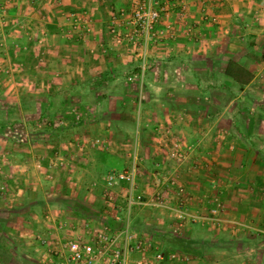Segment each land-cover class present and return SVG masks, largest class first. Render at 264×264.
Listing matches in <instances>:
<instances>
[{"label": "rangeland", "instance_id": "rangeland-1", "mask_svg": "<svg viewBox=\"0 0 264 264\" xmlns=\"http://www.w3.org/2000/svg\"><path fill=\"white\" fill-rule=\"evenodd\" d=\"M27 6L35 11L29 13L25 9L16 26L1 24L9 19L0 8V219L4 220L7 213L22 211L27 213V224L33 226L37 221L30 212L38 215L42 205L45 210L53 205V212L58 214L55 224L63 234L53 237L61 243L67 238L88 240L105 227L120 230L128 218L130 243L141 242L144 250L129 252L126 264H138L141 256L148 260L147 264H158L152 256L157 247L178 256V260L164 264H264V225L250 223L243 216L247 206L241 202V196L259 195L256 191L262 190L243 181L238 184L239 179L231 183L232 177L244 175V169L238 167V174L227 169L224 149L250 148L251 142L253 146H260V142L245 140L241 135L244 132L239 133L244 126L242 121L222 114L241 112L239 106L230 105V93L218 94L214 147L213 138L209 142L199 139L200 131L192 130L198 121L174 116L160 119L162 113L177 106L155 105V119L145 114L150 112L145 105L149 95L145 82L157 81L158 86L171 82L168 75L145 73V61L156 66L162 61L142 57V52L155 41L116 43L108 31L110 19L109 41L104 47L98 49L94 45L84 58L68 57L69 45L50 39L52 25L38 26L42 12L36 13L37 4ZM121 21L116 33L123 38L129 27L125 19ZM121 24L123 31L118 29ZM36 27L46 33L43 43L26 37H34ZM32 30L33 34L28 35ZM115 47L126 49L124 56H116ZM133 48H139L140 53L135 58L127 57V50ZM259 53V59L264 60V45ZM58 64L62 68L77 66V70L81 65L86 73L74 72L73 78H63L67 73L58 75ZM48 67L55 70L53 77L44 71L41 75L34 72ZM132 70L136 72L132 74ZM36 79H51L52 87L35 89ZM151 92L156 95L160 90ZM188 107L182 111H195ZM261 126L258 138L264 148L263 123ZM203 143L216 149V179L211 183H190L199 173L201 177L202 173L209 175L208 167L202 173L196 172L195 158L207 148ZM132 162L136 187L145 204L135 205L127 216L126 184L118 181L108 185L106 176L128 171ZM157 197L163 206L155 205ZM232 205L237 207L234 214L230 213ZM67 211L74 216L65 215ZM29 235L27 238L34 240L31 231ZM6 236V243L0 244V264H37L36 251L22 249L21 246L30 245L16 240L23 237L10 233ZM174 236L180 238L176 240ZM54 249H44V254H40L52 258L44 264H73L56 256Z\"/></svg>", "mask_w": 264, "mask_h": 264}, {"label": "crops", "instance_id": "crops-1", "mask_svg": "<svg viewBox=\"0 0 264 264\" xmlns=\"http://www.w3.org/2000/svg\"><path fill=\"white\" fill-rule=\"evenodd\" d=\"M131 1L2 0L3 6L0 8L5 10L9 21L1 24L8 26L12 23L13 26H16V22L20 23V17H23V14L26 13L25 9H28L29 13L35 11V8H30L27 4H37L36 13L42 12L41 21L37 22L38 26L52 25L54 32L49 35L50 39L55 40L56 38L60 42L67 43V46L69 45L67 47L69 54L66 56L84 58L86 52H92L94 45L101 49V46L104 47V44L109 41L107 34L109 20L113 16H118L120 12L127 10ZM185 1L188 8L187 14L184 18L176 20L171 37L161 39L159 43H156L157 41L151 42L142 52L143 58L153 59L156 57L162 60L159 62V66L153 65L150 60L145 61V73L168 75L171 81L165 84L160 83L161 86H158L157 81L154 83L145 82V90L149 93L145 97V105L150 108L148 110L150 111L149 114H145L150 119H155L158 115L152 109L155 105L177 106L171 111L168 110L162 113L159 116L160 119L164 120L167 117L174 116L184 121H198V124H195L192 130H199L200 135H202L199 139L205 141L208 139L209 142L211 138L213 140L215 138L218 94L230 93L232 97L229 101L230 105L239 106L241 112L239 114L237 110H232L226 113L222 112V114L234 121L240 119L244 126L241 131L239 129V133L243 131L244 134L241 135L245 137V140H253L255 143L260 142V146H253L251 142L249 144L250 148H224L225 153H227L225 163L227 169L229 168L235 174L239 172L238 167L244 169V172H242L244 175L232 177L231 183L239 179L238 184L243 181V183L250 184L255 189L262 190L261 192L256 191V194L259 195L252 196V193H248V195L241 196L242 201L239 200L242 203L244 202L248 209L243 216L250 219V223L253 225H264V193H262L264 191V148H262L263 146L258 138L261 135L262 123L264 127V113L262 114V109H264V60L259 59V50L264 45V0ZM46 11L52 14L46 15ZM171 16H174V14ZM121 22L123 23V20ZM30 25L33 26V23ZM36 28L38 30L35 32L34 37H26L32 38L36 43H43L46 39V33L43 32V28ZM118 29L123 31L124 26L121 24ZM16 31L14 30L13 33ZM30 34H33V30L28 33V35ZM26 37L23 36L21 39H27ZM41 45L39 44V46ZM114 49L117 51H115L116 56H124L123 52L126 49L118 47ZM101 51L104 52L103 49ZM127 51L130 53L127 57L132 58L137 57L140 53L139 48ZM112 52L114 53V51ZM229 60H234L240 64L251 75L250 81L241 90L223 74L224 66ZM57 67H59L56 69L59 71L56 72L58 75L67 73L63 78L69 77V75L73 78L74 72L77 75L86 73L81 65L78 70L77 66L75 68L70 66L62 68L58 64ZM18 69L19 71L24 70V68ZM46 69L41 68L40 70H34V72L36 71L41 75V72L44 71L48 73V77H50L49 74L53 77L52 74L55 73V70L50 67ZM135 72V70H132V74ZM34 87L35 89H39V87L51 88L52 80L41 81L36 79ZM151 90H160V93L153 95ZM188 106L193 107L195 111L183 112L182 109ZM206 121H208V125L205 124ZM215 144L214 140V147ZM202 145L207 148L200 150L195 158L196 172L200 170L202 173L203 169L208 167L209 175L202 173V178L199 173L196 179H192L194 182L191 181L190 183H211L213 179H216V149L211 148L209 143L206 145L203 143ZM202 192H204V189ZM252 204L253 206H251ZM234 208L237 207L232 205L231 214H234ZM46 210L45 206L42 205V212H38V215H35V213L31 215L30 212V216L37 221L35 222L36 225L33 226L28 225L25 220L27 213L22 211L7 213L4 220L0 219V244L6 243L7 233L16 234L17 238L23 237L21 240L16 239L18 243L30 245L26 248L21 246L22 249H28L30 252L36 251L34 261H38L37 264L51 261L52 258L49 255L42 256L40 254H44V249H54L58 242L54 241L53 236L63 234L62 231H58L55 224V218L58 214L53 211L56 209L52 205V208ZM65 213L70 218L74 216L69 214L68 211ZM136 214L139 215L140 213L136 212ZM65 215L59 217L62 218ZM98 215L101 216V213ZM29 227H33V229L30 230ZM29 231L34 235V240L27 238L30 236ZM174 237L176 240L180 238V236ZM182 238L183 236H181ZM38 243L42 246H39ZM245 263L248 264L247 261Z\"/></svg>", "mask_w": 264, "mask_h": 264}, {"label": "built area", "instance_id": "built-area-1", "mask_svg": "<svg viewBox=\"0 0 264 264\" xmlns=\"http://www.w3.org/2000/svg\"><path fill=\"white\" fill-rule=\"evenodd\" d=\"M188 11L185 0H133L128 12H120L113 16L108 28L111 38L116 42L122 41L134 44L142 39L145 43L171 37L176 20L184 18ZM174 14V16H171ZM126 20L129 29L123 38L116 33L118 21ZM118 181L126 184L127 197L125 200L126 214L135 205L145 204L144 196L137 190L135 181V164L132 162L128 171L119 174L110 173L106 176V184L112 185ZM156 206H163L161 198L157 197ZM130 228L128 218L122 223L120 230L114 231L105 227L94 232L90 239L67 238L57 243L54 249L56 256L63 257L73 264H126L127 254L137 251L143 252L141 242L130 243ZM158 264L178 260L173 252H164L158 247L153 253ZM145 257L141 256L138 264H147Z\"/></svg>", "mask_w": 264, "mask_h": 264}, {"label": "trees", "instance_id": "trees-1", "mask_svg": "<svg viewBox=\"0 0 264 264\" xmlns=\"http://www.w3.org/2000/svg\"><path fill=\"white\" fill-rule=\"evenodd\" d=\"M224 76L231 79L241 90L250 81L251 75L240 64L234 60H229L224 66Z\"/></svg>", "mask_w": 264, "mask_h": 264}]
</instances>
